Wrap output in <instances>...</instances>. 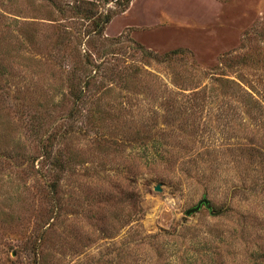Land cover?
<instances>
[{"label":"rangeland","instance_id":"rangeland-1","mask_svg":"<svg viewBox=\"0 0 264 264\" xmlns=\"http://www.w3.org/2000/svg\"><path fill=\"white\" fill-rule=\"evenodd\" d=\"M0 264H264V0H0Z\"/></svg>","mask_w":264,"mask_h":264},{"label":"water","instance_id":"water-1","mask_svg":"<svg viewBox=\"0 0 264 264\" xmlns=\"http://www.w3.org/2000/svg\"><path fill=\"white\" fill-rule=\"evenodd\" d=\"M154 189H155L156 191H160V190H161V188H160L159 185H156V186L154 187ZM202 205H204V206L208 207L209 209H211V206L209 205V201H208V199L203 198V199H201L200 201H198V203H197L194 207L188 209V210L186 211V214L189 215L190 213H193V212L198 211V210L201 208Z\"/></svg>","mask_w":264,"mask_h":264},{"label":"trees","instance_id":"trees-1","mask_svg":"<svg viewBox=\"0 0 264 264\" xmlns=\"http://www.w3.org/2000/svg\"><path fill=\"white\" fill-rule=\"evenodd\" d=\"M110 19H111V14H106L100 19V21L97 24V29H98L99 32H102V30L104 29L105 24L108 23L110 21ZM175 51L179 52L178 50H174V51L170 52V54L174 53ZM55 163L60 165L62 162L57 158ZM54 185H55V183H54Z\"/></svg>","mask_w":264,"mask_h":264}]
</instances>
